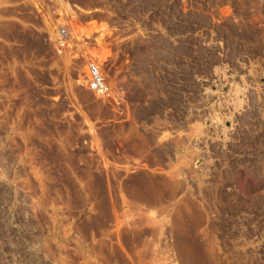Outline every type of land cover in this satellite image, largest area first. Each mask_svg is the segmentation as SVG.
I'll use <instances>...</instances> for the list:
<instances>
[{"label": "rangeland", "instance_id": "rangeland-1", "mask_svg": "<svg viewBox=\"0 0 264 264\" xmlns=\"http://www.w3.org/2000/svg\"><path fill=\"white\" fill-rule=\"evenodd\" d=\"M195 263L264 264V0H0V264Z\"/></svg>", "mask_w": 264, "mask_h": 264}, {"label": "built area", "instance_id": "built-area-1", "mask_svg": "<svg viewBox=\"0 0 264 264\" xmlns=\"http://www.w3.org/2000/svg\"><path fill=\"white\" fill-rule=\"evenodd\" d=\"M68 32H70L69 29L63 26L59 27V30L56 33L55 42L57 43V46L61 49H64L65 46H67V39L69 38ZM86 67V89L106 101L112 100V89L107 80L105 79L100 69V66L95 62L88 61Z\"/></svg>", "mask_w": 264, "mask_h": 264}, {"label": "bare ground", "instance_id": "bare-ground-1", "mask_svg": "<svg viewBox=\"0 0 264 264\" xmlns=\"http://www.w3.org/2000/svg\"><path fill=\"white\" fill-rule=\"evenodd\" d=\"M69 31H70V32H68V35L70 36V35L72 34V32H71L70 29H69ZM52 33H53V31H52ZM73 34H74V33H73ZM73 38H74V37H73ZM73 38H72V39H73ZM76 38H77V37H76ZM55 46H56V45H55ZM67 51H68V50H67ZM232 88H233V87H232ZM204 91H205V90H204ZM139 186H140V185H139ZM141 186H142V185H141ZM143 187H144V186H143ZM30 203H31V202H30ZM32 203H33V200H32ZM183 204H184V203H183ZM186 205H187V204H186ZM29 206H30V205H29ZM160 206H161V205H160ZM160 206H158L159 209H160ZM181 206H182V204H181ZM188 206H189V205H188ZM167 207H168V206H167ZM169 207L171 208V206H169ZM169 207H168V208H169ZM165 208H166V206H165ZM184 208H185V207H184ZM186 208L189 209V207H186ZM159 209H158V210H159ZM166 210H167V208H166ZM186 210H187V209H186ZM32 211H33V209H32ZM156 211H157V210H156ZM161 211H162V209H161ZM161 211H159V212H161ZM179 211H181V210H179ZM163 212H164V210H163ZM181 212H182V211H181ZM181 212H179V213H181ZM190 212H191V211H190ZM190 212H189V214H190ZM153 213H154V212H153ZM166 214H167V213H166ZM180 215H181V214H180ZM178 216H179V214H178ZM181 216H182V215H181ZM176 217H177V216H176ZM180 221H181L180 217H177V218H176V222H177V223H180ZM163 222H164V220H163ZM181 222H182V221H181ZM159 223H160V222H159ZM182 223H183V222H182ZM173 224H174V223H173ZM173 224H172V225H173ZM180 224H181V223H180ZM166 226H168V225H166ZM169 226H170V225H169ZM177 226H182V224H181V225H178V224H177ZM177 226H176V227H177ZM183 226H184V225H183ZM163 227H164V226H163ZM170 228H171V227H169V229H170ZM173 228H174V227H173ZM159 229L161 230V227H160ZM165 230H166V229H165ZM171 230H172V229H171ZM176 230H177V229H176ZM185 230H186V229H185ZM174 231H175V230H174ZM170 232H171V231H170ZM160 233H161V235H162V232H160ZM163 233H164V232H163ZM166 233H167V231H166ZM182 233H183V232H182ZM172 234H175V233L172 232ZM175 237H176V235H175ZM185 238H186V237H185ZM173 239H174V238H173ZM180 239H181V238H180ZM175 240H176V239H175ZM173 241H174V240H173ZM184 242H185V241H184ZM184 242H183V243H184ZM186 242H187V241H186ZM186 242H185V243H186ZM174 243H175V242H174ZM174 243H173V245H174ZM180 243H181V242H180ZM190 243H191V242H190ZM165 245H167V244H165ZM170 245H171V244H170ZM175 245H176V244H175ZM171 246H172V245H171ZM181 246H182V245H181ZM184 246H185V245H183V247H184ZM165 247H166V246H165ZM174 247H175V246H174ZM189 247H190V246H189ZM168 248H170V247H168ZM168 248H167V249H168ZM191 248H192V247H191ZM184 249H185V248H184ZM188 249H189V248H188ZM188 249L186 248L185 250L187 251ZM192 249H193V248H192ZM161 250H164V248L161 249ZM161 250H160V252H161ZM176 250H177V249H176ZM174 251H175V250H174ZM186 251H185V252H186ZM160 252H159V253H160ZM164 252H165V250H164ZM164 252H163V253H164ZM166 252H167V251H166ZM175 252H176V251H175ZM181 253H182V252H181ZM189 253H190V251H189ZM189 253H187V254H189ZM166 254H167V253H166ZM168 254H169V253H168ZM191 254H192V252H191ZM193 254H194V253H193ZM207 255H208V254H207ZM163 256H164V255H163ZM193 256H194V255H193ZM196 256H197V255H196ZM199 256H200V255H199ZM188 257H190V256H188ZM191 257H192V255H191ZM207 257H208V256H207ZM170 258H171V257H170ZM194 258H195V256L193 257V259H194ZM200 258H201V257H200ZM159 259H160V258H159ZM159 259H158V260H159ZM174 259H176V258H174ZM191 259H192V258L189 259L190 263H191ZM197 259H198V258H197ZM198 260H199V259H198ZM199 261H201V260H199ZM199 261H198V262H199ZM174 262H175V261H174ZM194 262H197V261L195 260ZM194 262H193V263H194ZM175 263H176V262H175ZM195 264H196V263H195Z\"/></svg>", "mask_w": 264, "mask_h": 264}]
</instances>
